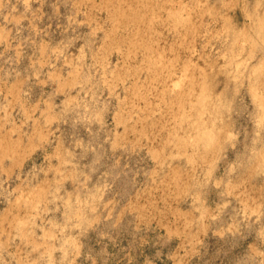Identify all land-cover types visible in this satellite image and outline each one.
I'll use <instances>...</instances> for the list:
<instances>
[{
    "label": "rangeland",
    "instance_id": "rangeland-1",
    "mask_svg": "<svg viewBox=\"0 0 264 264\" xmlns=\"http://www.w3.org/2000/svg\"><path fill=\"white\" fill-rule=\"evenodd\" d=\"M165 1L0 0V264H264V0Z\"/></svg>",
    "mask_w": 264,
    "mask_h": 264
},
{
    "label": "bare ground",
    "instance_id": "bare-ground-1",
    "mask_svg": "<svg viewBox=\"0 0 264 264\" xmlns=\"http://www.w3.org/2000/svg\"><path fill=\"white\" fill-rule=\"evenodd\" d=\"M83 1H84V0H83ZM94 1H95V0H94ZM114 1H116L117 3H120L119 1H123V0H114ZM124 1H125V0H124ZM141 1H142V0H141ZM145 1H146V0H145ZM147 1H148V0H147ZM150 1H154V0H150ZM164 1H165V0H164ZM166 1H167V0H166ZM166 1H165V2H166ZM198 1H199V0H198ZM106 2H107V1H106ZM161 2H163V1H160V3H161ZM167 2H168V1H167ZM109 3H110V2H109ZM124 3H125V2H124ZM129 3H130V2H129ZM138 3H139V2H138ZM140 3H141V2H140ZM146 3H147V2H146ZM163 3H164V2H163ZM182 3H183V2H182ZM194 3H195V2H194ZM202 3H203V2H202ZM104 4H106V3H104ZM113 4H114V3H113ZM127 4H128V3H127ZM130 4H131V3H130ZM141 4H142V3H141ZM149 4H150V3H149ZM188 4H189V3H188ZM198 4H199V3H198ZM121 5H122V4H121ZM143 5H144V4H143ZM183 5H184V4H183ZM189 5H190V4H189ZM110 6H111V7H109V8H111V10H112V5H110ZM129 6L131 7V5H129ZM129 6H128V8H125V9H124L123 7H121V9L123 8V9H122V16H130V17H131L132 19H134V20H136L137 18H139V20H138V22H139V21H140V18H141V19H142V17L145 18V16H142V15H145V14L148 13V12L144 13L145 11L143 10V11H144V12H143L144 14H142L141 16H140L141 13L139 14V13H136V12H135L134 14H132V11H133V10H132L131 8H129ZM147 6H148V5L146 4V7H147ZM161 6H162V5H161ZM177 6H178V5H177ZM191 6H192V4H191ZM198 6H199V5H198ZM113 7H114V6H113ZM115 7H116V6H115ZM118 7H119V5H118ZM136 7H137V6H136ZM143 7H144V6H143ZM151 7H152V6H151ZM156 7H157V6H156ZM180 7H181V5H180ZM109 8H108V9H109ZM137 8H139V7H137ZM160 8H161V7H160V5H159V9H160ZM101 9H102V8H101ZM127 10H130V11L127 12ZM151 10H152V8H151ZM175 10H177V9H175ZM138 11H139V10H138ZM147 11H148V10H147ZM154 11H155V10H154ZM154 11H153V12H154ZM165 11L167 12L168 10H165ZM117 12H118V11H117ZM163 12H164V11H163ZM172 12H173V11H172ZM172 12H170V14H171ZM177 12L179 13V11H176V13H177ZM115 13H116V12H115ZM168 13H169V12H168ZM168 13H167V14H168ZM173 13H175V12H173ZM173 13H172V14H173ZM176 13H175V14H176ZM186 13H187V12H186ZM195 13H196V12H195ZM110 14H111V13H110ZM119 14H120V13H119ZM167 14H166V15H167ZM170 14H169V15H170ZM175 14H173V15H175ZM180 14H181V13H180ZM201 14H202V12H201ZM113 15H115V14H113ZM116 15H117V14H116ZM149 15H150V14H149ZM156 15H157V14H156ZM176 15H177V14H176ZM183 15H184V14H183ZM122 16H120V18H121ZM152 16H153V15H152ZM158 16H159V14H158ZM158 16H156V17H158ZM164 16H165V15H164ZM170 16H171V15H170ZM170 16H169V18H170ZM195 16H196V15H195ZM259 16H260V15H259ZM114 17H115V16H114ZM156 17L153 18V20H154V19L156 20V19H157ZM171 17H172V16H171ZM187 17H188V16H187ZM148 18H149V17H148ZM148 18H147V19H148ZM176 18H180V17L177 16ZM147 19H146V20H147ZM151 19H152V18H151ZM182 19H185V18H182ZM119 20H120V19H119ZM119 20H118V21H119ZM144 20H145V19H144ZM161 20H162V19H161ZM187 20H188V18H187ZM189 20H190V19H189ZM189 20H188V21H189ZM111 21H112V20H111ZM113 21H114V20H113ZM131 21H132V20H131ZM149 21H150V19H149ZM167 21H168V20H167ZM184 21H185L184 23H187L186 20H184ZM123 22H124V21H123ZM138 22H137V23H138ZM147 22H148V21H147ZM151 22H152V21H151ZM158 22H159V21H158ZM173 22H174V21H173ZM175 22H176V20H175ZM180 22H183V21H180ZM191 22H192V21H191ZM193 22H194V21H193ZM141 23H142V21H141ZM143 23H144V22H143ZM148 23H149V22H148ZM155 23H156V22H155ZM198 23H199V21H198ZM146 24H147V23H146ZM153 24H154V23H153ZM153 24L151 23V25H153ZM174 24H175V23H173V25H174ZM178 24H179V23H178ZM178 24H177V25H178ZM259 24H260V26L263 27V25H261V24H264V15H263L262 17H259ZM151 25H149L148 27H150ZM173 25H172V26H173ZM179 25H180V24H179ZM193 25H194V23H193ZM181 26H184V25H181ZM187 26H188V25H187ZM187 26H186V27H187ZM190 26H192V25H190ZM195 26H196V25H195ZM137 27H138V26H137ZM188 27H189V26H188ZM192 27H193V26H192ZM231 27H232V26H231ZM138 28H139V27H138ZM150 28H152V27H150ZM174 28H176V26H175ZM200 28H201V26H200ZM128 29H129V28H128ZM155 29H156V28H155ZM155 29H154V32H156ZM228 29H229V28H228ZM1 30H2V29H1ZM137 30H138V29H137ZM139 30H140V29H139ZM148 30H149V28H148ZM152 30H153V28H152ZM157 30H158V29H157ZM189 30H190V29H189ZM197 30H198V29H197ZM222 30H223V29H222ZM225 30H226V29H225ZM230 30L232 31V30H233V27H232V29H230ZM230 30H229V31H230ZM235 30H236V29H235ZM235 30H233V32H234ZM130 31H131V29H130ZM169 31H170V30H169ZM179 31H180V30H179ZM128 32H129V31H128ZM137 32H138V31H137ZM137 32H136V33H137ZM140 32H141V31H140ZM142 32H143V31H142ZM157 32L159 33L160 31H157ZM157 32H156V33H157ZM194 32H195V31H194ZM240 32H241V31H240ZM136 33H135V34H136ZM144 33H146V32H144ZM158 33H157V34H158ZM192 33H193V32H192ZM237 33H238V32H237ZM245 33H246V32H245ZM150 34H151V33H150ZM183 34H184V33H183ZM193 34H194V33H193ZM195 34H196V33H195ZM233 34L235 35L236 32H234ZM242 34H243V33H242ZM261 34H262V33H261ZM151 35H153V34H151ZM159 35H160V34H159ZM185 35H186V32H185ZM142 36H143V35H142ZM148 36H149V35H148ZM186 36H188V35H186ZM186 36H185V37H186ZM190 36H192V35H190ZM236 36H237V34L235 35V37H236ZM238 36H239V35H238ZM238 36H237V38H238ZM257 36H258V35H257ZM157 38H158V37H157ZM122 39H123V38H122ZM135 39H136V38H135ZM137 39H138V38H137ZM144 39H145V38H144ZM150 39H151V38H150ZM150 39H149V40H150ZM179 40H180V39H179ZM236 40H237V39H236ZM236 40L234 41L235 44H236ZM122 41H123V40H122ZM132 41H133V40H132ZM137 41H138V40H137ZM147 41H148V40H147ZM150 41H151V40H150ZM130 42H131V41H130ZM141 42H142V41H141ZM143 42H144V41H143ZM131 43H132V42H131ZM135 43H136V42H135ZM135 43L133 44V47H134ZM138 43H139V42H138ZM129 44H130V43H129ZM126 45H127V44H126ZM131 45H132V44H131ZM137 45H138V44H137ZM149 45H150V44H149ZM181 45H182V44H181ZM241 45H242V44H241ZM243 45H244V44H243ZM243 45H242V46H243ZM139 46L141 47V44H139ZM233 46H234V45H233ZM242 46H240V49H244V48H242ZM162 47H163V46H162ZM234 47H235V46H234ZM238 47H239V46H238ZM244 47H245V46H244ZM131 48H132V47H131ZM137 48H139V47H137ZM137 48H136V49H137ZM147 48H148V47H147ZM153 48H154V47H153ZM120 49H121V48H120ZM133 49L135 50V48H133ZM154 49H155V48H154ZM188 49H189V48H188ZM237 49H238V48H237ZM237 49H236V50H237ZM240 49H239V51H240ZM127 50H128V49H127ZM134 50H133V51H134ZM148 50H150V49H148ZM155 50H156V49H155ZM129 51H130V50H129ZM131 51H132V50H131ZM151 51H152V50H151ZM237 51H238V50H237ZM173 52H174V51H173ZM173 52H172V53H173ZM235 52H236V51H235ZM131 53H132V52H131ZM143 53H144V50H143ZM146 53H147V52H146ZM129 54H130V52H129ZM136 54H137V53H136ZM235 54H236V53H235ZM151 55H152V54H151ZM177 55H178V54H177ZM142 56H143V54H142ZM146 57H147V56H146ZM148 57H149V56H148ZM152 58H153V57H152ZM165 58H166V57H165ZM174 58H175V57H174ZM175 60H176V59H175ZM187 60H188V59H187ZM167 61L169 62V60H167ZM163 62H164V61H163ZM168 62H167V63H168ZM182 62H183V61H182ZM186 62H187V61H186ZM189 62H190V61H189ZM189 62H188V63H189ZM236 62H237V61H236ZM146 63H147V62H146ZM146 63H145V64H146ZM150 63H151V62H150ZM183 63H184V62H183ZM190 63H191V62H190ZM234 63H235V62H234ZM158 64H159V63H158ZM174 64H175V63H174ZM174 64H173V65H174ZM223 64H224V63H223ZM235 64H236V68L239 67V66H242L240 63H239V64H240L239 66H237L238 63H235ZM154 65H155V64H154ZM165 65H166V64H165ZM181 65H182V64H181ZM185 65H187V64H185ZM260 65L262 66V64H260ZM159 66H160V65H159ZM162 66H163V63H162V65L160 66V69H161ZM169 66L171 67L172 65H169ZM196 66H197V65H196ZM200 66H201V65H199V67H200ZM220 66H221V65H220ZM147 67H148V66H147ZM170 67H168L167 69H169ZM185 67H186V66H185ZM197 67H198V66H197ZM199 67H198V68H199ZM213 67H214V66H213ZM218 67H219V66H218ZM222 67H223V65H222ZM233 67H234V66H233ZM163 68H166V67L164 66ZM163 68H162V69H163ZM186 68H187V67H186ZM231 68H232V67H231ZM234 68H235V67H234ZM239 68H240V67H239ZM259 68H260V67H258V69H259ZM154 69H155V68H154ZM154 69H153V70H154ZM162 69H161V70H162ZM194 69H195V68H194ZM194 69H193V70H194ZM199 69L201 70V67H200ZM224 69H225V68H224ZM237 69H238V68H237ZM253 69H256V68L254 67ZM260 69H261V68H260ZM158 70H159V69H158ZM189 70H190V69H189ZM197 70H198V69H197ZM197 70H196V71H197ZM202 70H204V68H203ZM202 70H201V71H202ZM230 70H231V69H230ZM254 71H255V70H254ZM166 72H167V71H165V73H166ZM207 72H208V71H207ZM226 72H227V71H226ZM233 72H234V71H233ZM167 73H168V72H167ZM202 73H203V72H202ZM228 73H229V72H228ZM228 73H227L226 75H228ZM230 73H232V72L230 71ZM238 73H239V72H238ZM233 74H234V73H233ZM54 75H55V74H54ZM193 75H194V74H193ZM193 75L190 76V77H191V78H190V79H191V82H192V79H193V78H192ZM202 75H203V74H202ZM204 75H206V73H205ZM215 75H216V74H215ZM183 76H184V75H183ZM186 76H187V75H186ZM234 76H237V75H234ZM54 77H55V76H54ZM199 77H202V76H199ZM238 77H239V76H238ZM238 77H236V78H238ZM236 78H235V79H236ZM150 79H151V78H150ZM150 79H149V80H150ZM205 79H206V77L204 78V80H205ZM239 79H240V78H239ZM204 80H203V79L201 80V78H200V81H201L202 84H203ZM209 80H210V79H209ZM152 81H153V80H152ZM202 81H203V82H202ZM170 82H172V81H170ZM188 82L190 83V80H189ZM192 83H193V82H192ZM201 83H200V84H201ZM61 85H62V84H61ZM61 85H60V86H61ZM150 85H151V84H150ZM173 85H174V84H173ZM176 85H177V84H176ZM181 85H182V84H181ZM187 85H188V84H187ZM252 85H253V84H252ZM203 86H205V85H203ZM152 87H153V86H152ZM182 87H183V86H182ZM193 87H194V86H193ZM205 87H206V86H205ZM173 88H174V87H173ZM204 89H205V88L203 87V90H201V91L204 92V91H205ZM206 89H207V88H206ZM253 89H254V88H253ZM253 89H252V90H253ZM13 90H14V89H13ZM188 90H189V89H188ZM195 90H196V89H195ZM250 90H251V89H250ZM185 91H186V90H185ZM193 91H194V90H193ZM201 91H199V93H200ZM209 91H210V90H209ZM186 92H187V91H186ZM210 92H211V91H210ZM187 93H188V92H187ZM254 93H255V92H254ZM254 93H253V95H254ZM257 93H258V92H256L255 94H257ZM181 94H183V93H181ZM184 94H185V92H184ZM188 94H189V93H188ZM188 94H187V95H188ZM192 94H193V93H192ZM203 94H205V93H203ZM209 94H210V93H209ZM189 95H191V93H190ZM189 95H188V96H189ZM199 95H200V94H199ZM201 95H202V94H201ZM205 95H206V94H205ZM215 95H217V94H215ZM215 95H214V96H215ZM258 95H259V94H258ZM258 95H256L257 98H255V99H259V98H258ZM138 96H139V95H138ZM171 96H172V95H171ZM184 96H185V95H184ZM206 96L209 98L208 95H206ZM210 96H211V95H210ZM225 96H226V95H225ZM176 97H177V96H176ZM259 97H260V98H263L262 95H261V96L259 95ZM198 98H200V97H198ZM201 98H203V97H201ZM214 98H215V97H214ZM218 98H219V97H218ZM226 98H227V97H226ZM171 99H172V98H171ZM183 99H184V97H183ZM183 99H182V101H183ZM203 99H205V98H203ZM203 99H201V101H202ZM219 99H220V98H219ZM222 99H223V97H222ZM259 100H260V99H259ZM169 101H170V100H169ZM204 101H206V100H204ZM217 101H218V100H217ZM175 102H176V101H175ZM188 102H189V101H188ZM207 102H208V101H207ZM212 102H213V101H212ZM214 102H215V101H214ZM224 102H225V100H224ZM260 102H261V101H260ZM263 102H264V101H263ZM176 103H177V105H178L179 102H176ZM191 103H192V102H191ZM199 103H200V101H199ZM203 103H204V102H203ZM257 103H258V102H257ZM168 104H169V103H168ZM171 104H173V103H171ZM188 104H189V103H188ZM194 104H195V103H193L192 105H194ZM197 104H198V103H197ZM206 104H207V103H206ZM218 104H219V103H218ZM218 104H217V105H218ZM220 104H221V103H220ZM259 104H261V103H259ZM149 105H150V104H149ZM177 105H176V106H177ZM189 105H191V104H189ZM200 105H201V104H200ZM221 105H223V104H221ZM180 106H184V105L181 104ZM194 106H196V105H194ZM194 106H193V107H194ZM204 106H205V105H204ZM209 106H210V105H209ZM223 106H224V105H223ZM261 106H262V105H261ZM177 107H179V106H177ZM200 107H201V106H200ZM202 107H203V105H202ZM202 107H201V108H202ZM213 107H214V106H213ZM224 107H225V106H224ZM231 107H232V106H231ZM181 108H182V107H181ZM183 108H184V107H183ZM188 108H189V107H188ZM222 108H223V107H222ZM262 108H263V107H262ZM131 109H132V108H131ZM190 109H191V108H190ZM190 109H189V110H190ZM193 109H194V108H193ZM210 109H212V108H210ZM216 109H218V108H216ZM232 109H233V108H232ZM176 110H177V109H176ZM207 110H208V109H206V111H207ZM181 111L184 112V110H182V109H181ZM209 111H210V110H209ZM209 111H208V112H209ZM216 111H217V110H216ZM172 112H174V111H171L170 113H172ZM183 112H181V113H183ZM195 112H197L196 114H198V112H200V111H196V110H195ZM208 112H207V113H208ZM211 112H212V111H211ZM211 112H210V113H211ZM185 113H186V114H189V113H187V112H185ZM210 113L208 114L209 116H210ZM212 113H214V111H213ZM212 113H211V114H212ZM263 113H264V112H263ZM174 114H175V113H174ZM199 114H200V113H199ZM202 114H203V111H202L201 115H199L198 117H200V116L202 117ZM215 114H217V113L215 112ZM261 114H262V113H261ZM180 115H181V114H179V116H180ZM183 115H184V113L182 114V116H183ZM189 115H190V114H189ZM191 115H192V113H191ZM204 115H206V113H205ZM218 115H219V114H218ZM262 115H263V114H262ZM172 116H173V115H172ZM172 116H171V117H172ZM184 116L187 118L186 115H184ZM184 116H183V117H184ZM212 116H213V114H212ZM214 116L217 117V115H214ZM173 117H174V116H173ZM180 117H181V116H180ZM183 117H182V119H183ZM185 117H184V118H185ZM198 117H197V118H198ZM221 117H222V116H221ZM221 117H220V118H221ZM260 117H261V116H260ZM262 117H263V116H262ZM209 118H210V117H209ZM179 119H180V118H179ZM188 119H189V116H188ZM190 119H191V117H190ZM190 119H189V120H190ZM201 119H202V118H201ZM203 119H204V118H203ZM211 119H212V118H211ZM214 119H215V118H214ZM214 119H212V121H211V123H212L211 126L214 124V123H213V122L215 121ZM262 119H264V118H262ZM180 121L183 122V120H180ZM180 121H179V122H180ZM184 121H185V123L187 122L185 119H184ZM191 121H192V120H191ZM196 121H198V120H196ZM216 121H217V120H216ZM216 121H215V124H216ZM139 122H140V121H139ZM167 122H168V121H167ZM182 122H180V123H182ZM198 122H199V121H198ZM145 123H146V122H145ZM165 123H166V121H165ZM168 123H169V122H168ZM173 123H174V122H173ZM173 123H172V124H173ZM175 123H176V121H175ZM175 123H174V124H175ZM195 123H196V122H195ZM156 124H157V123H156ZM197 124H198V123H197ZM199 124H200V123H199ZM204 124H205V123H204ZM204 124H203V125H204ZM206 124H207V122H206ZM145 125H146V124H145ZM151 125H152V124H151ZM186 125L188 126V124H186ZM194 125H196V124H194ZM201 125H202V124H201ZM217 125H218V124H217ZM223 125H224V124H223ZM225 125H226V124H225ZM152 126H153V125H152ZM171 126H172V125H171ZM196 126H197V125H196ZM196 126H195V129H196ZM204 126H205V125H204ZM219 126H222V125H219ZM175 127H176V126H175ZM181 128H182V127H181ZM197 128H199V127H197ZM208 128L210 129V127H208ZM226 128H227V127H226ZM173 129H174V127H173ZM175 129H176V128H175ZM175 129H174V130H175ZM183 129H184V128H183ZM183 129H182V131L185 130V129H184V130H183ZM189 129H190V128H189ZM193 129H194V127H193L191 130H193ZM201 129H202V126H201ZM213 129L215 130L214 127H213ZM204 130H206V129H204ZM210 130H212V129H210ZM222 130H223V128H221V132H222ZM175 131H176V130H175ZM175 131H173V132H175ZM196 131H197V130H196ZM199 131H200V129H199ZM199 131H198V132H199ZM202 131H203V130H202ZM216 131H217V130H216ZM219 131H220V129H219ZM223 131H224V130H223ZM178 132H179V131H178ZM185 132H187V130H186ZM206 132H207V131H206ZM208 132H209V131H208ZM208 132H207V133H208ZM175 133H177V132H175ZM204 133H205V132H204ZM207 133H205V134H207ZM210 133H211V132H209V134H207V135H208V136H211V135L213 134V133H211V135H210ZM216 133H217V132H216ZM219 133H220V132H219ZM222 133H223V132H222ZM184 134H185V133H184ZM188 134H189V130H188ZM193 134H194V133H193ZM193 134H192V135H193ZM196 134H197V133H196ZM205 134H203V135H205ZM176 135H178V134H176ZM179 135H180V134H179ZM179 135H178V137L180 138ZM194 135H195V134H194ZM207 135H206V136H207ZM214 135H215V133H214ZM220 135H222V134H220ZM182 136H183V135H182ZM188 136H189V135H188ZM188 136H187V137H188ZM198 136H199V135H197L196 137H198ZM216 136H217V134H216ZM178 137H175V138H178ZM196 137H195V138H196ZM201 137H202V138H201ZM201 137H199V138L201 139V141H203V140H202L203 138H204V140H207V139H206L205 137H203L202 135H201ZM214 137H215V136H213V139H214ZM217 137H219V135H218ZM173 138H174V137H173ZM199 138H198V139H199ZM211 138H212V137H211ZM211 138H210V139H211ZM215 138H216V137H215ZM220 138H221V137H220ZM181 139H182V137H181ZM184 139H186V136H184ZM184 139H183L182 141H184ZM196 139H197V138H196ZM200 139H199V142H200ZM208 139H209V138H208ZM218 139H219V138H218ZM218 139H217V140H218ZM178 140H179V139H178ZM178 140L176 139L177 142H178ZM187 140L189 141L190 138H187L186 141H187ZM192 140H194V139H192ZM192 140H191V141H192ZM179 141H181V140H179ZM214 141H215V139H214ZM196 142L198 143L197 140H196ZM204 142H205V141H204ZM204 142H203V143H204ZM208 142H209V143H210V142L212 143V140H211V141H208ZM217 142H218V141H217ZM217 142H216V143H217ZM180 143H181V142H180ZM191 143H192V142H191ZM203 143H202V144H203ZM209 143H208V144H209ZM218 143H219V147L221 148V146H220V142H218ZM218 143H217V144H218ZM15 144H17V143H14V145H15ZM182 144H183V143H182ZM194 144H196V143H194ZM198 144H199V143H198ZM208 144H207V145H208ZM212 144H213V143H212ZM221 144H222V143H221ZM17 145H18V144H17ZM183 145H184V147H185V144H183ZM187 145H188V143H187ZM187 145H186V146H187ZM191 145H192V144H191ZM203 145H204V144H203ZM203 145H202V146H203ZM205 145H206V144H205ZM207 145H206V146H207ZM210 145H211V144H209V146H210ZM223 145H224V144H223ZM223 145H222V146H223ZM255 145H256V144H255ZM198 146H199V145H198ZM263 146H264V145H263ZM0 147H1L2 150H3L4 148H5V149L7 148V150H8L9 148H11V144H9V142H7L6 138H5L4 136H1V135H0ZM184 147H182V148H184ZM192 147H193V145H192ZM194 147H195V146H194ZM194 147H193V148H194ZM213 147H214V146H213ZM213 147H212V148H213ZM16 148H17V147H16ZM19 148H20V146H19ZM21 148H22V147H21ZM26 148H27V147H26ZM186 148H187V147H185V150H184L183 153L186 152ZM193 148H192V149H193ZM196 148H199V147H196ZM212 148H211V149H212ZM258 148H259V147H258ZM11 149H12V148H11ZM11 149H10V150H11ZM14 149H15V148H14ZM202 149H203V147H202ZM208 149H209V148H207V150H208ZM207 150H206V151H207ZM3 151H4V150H3ZM192 151H195V150H192ZM192 151H191V152H192ZM196 151H197V150H196ZM203 151H205V150H203ZM208 151H209V150H208ZM220 151H221V150H220ZM220 151H219V152H220ZM260 151L263 152V150H260ZM6 152H7V151H6ZM20 152H21V151H20ZM217 152H218V151H217ZM217 152H216V153H217ZM257 152H259V150H258ZM0 153H2V152H0ZM202 153H203V152H202ZM204 153H207V152H204ZM210 153H212V152H210ZM259 153H260V152H259ZM23 154L25 155V153H23ZM260 154H261V153H260ZM188 155H190V154H188ZM197 155H198V154H197ZM190 156H191V155H190ZM199 156H200V155H199ZM206 156H207V155H206ZM262 156H263V155H262ZM262 156H261V157H262ZM1 157H2V156H0V159H1ZM24 157H25V156H24ZM187 157H188V156H187ZM204 157H205V156H204ZM204 157L202 156V158H204ZM209 157H210V156H208V158H209ZM249 157H250V158H249L250 160H254V159H256V158L251 159V158H252V155H251V154L249 155ZM254 157H255V156H254ZM189 158H190V157H189ZM208 158H207V159H208ZM263 158H264V157H263ZM15 159H16V158H15ZM194 159H195V158H194ZM216 159H217V158H216ZM216 159H215V160H216ZM191 160H193V156L191 157L190 161H191ZM212 160H213V158H212ZM261 160H262V159H261ZM201 161H202V160H201ZM210 161H211V159H210ZM1 162H2V161H1ZM191 162H192V161H191ZM195 162H196V161H195ZM205 162H207V161H205ZM251 162H252V161H251ZM255 162H256V160H255ZM258 162H259V161H258ZM214 163H216V162H214ZM214 163H212V165H214ZM245 163H246V162H245ZM247 163H248V161H247ZM252 163H253V162H252ZM252 163H251V164H252ZM192 164H193V162H192ZM203 164H204V163H203ZM258 164H261V163H258ZM248 165H250V164L248 163ZM195 166H196V165H195ZM195 166H194V167H195ZM198 166H199V165H198ZM208 166H209V165H208ZM210 166H211V165H210ZM246 166H247V164H246ZM246 166H245V167H246ZM259 166H262V165H259ZM259 166H257V167L259 168ZM250 167H251V165H250ZM250 167H249V168H250ZM263 167H264V166H263ZM212 169H213V168H212ZM246 169H247V167H246ZM250 169H251V168H250ZM252 169H255V170H256V168H252ZM252 169H251V170H252ZM247 170H248V169H247ZM207 171H211V170L208 169ZM238 171H239V170H238ZM259 171H261V170H259ZM194 172H195V171H194ZM205 172H206V171H205ZM261 172L263 173V171H261ZM211 173H212V171H211ZM243 173H244V172H243ZM247 173H249V172H247ZM170 174H172V173H170ZM244 174H245V173H244ZM250 174H252V173H250ZM253 174H254V173H253ZM174 175H176V174H174ZM248 175H249V174H248ZM189 176H190V175H189ZM240 176H241V175H240ZM254 176H255V175H254ZM172 177H173V176H172ZM177 177H178V176H177ZM181 177H182V176H181ZM185 177H186V176H185ZM241 177H242V176H241ZM170 178H171V177H170ZM175 178H176V177H175ZM250 179H251V178H250ZM179 180H180V179H179ZM189 180H190V179H189ZM255 180H257V179H255ZM168 181H169V180H168ZM168 181H166V182H168ZM176 181H177V179H176ZM176 181H175V182H176ZM180 181H181V180H180ZM183 181H184V179H183ZM243 181H244V179H243ZM177 182H178V181H177ZM183 183H184V182H183ZM240 183H241V182H240ZM249 183H250V181H249ZM175 184H176V183H175ZM168 185H169V184H166V186H168ZM179 185H180V184H177V185H176V186H177L176 188H178ZM187 186H188V185H187ZM257 186H258V185H257ZM182 187H183V186H182ZM168 188H169V187H168ZM232 188H234V187H232ZM245 188H246V187H245ZM230 189H231V188H230ZM232 190H233V189H232ZM178 191H179V190H178ZM171 192H172V191H171ZM231 192H232V191H231ZM245 192H246V191H245ZM238 193H240V192H238ZM241 193L243 194V192H241ZM167 194H168V193H167ZM236 194H237V193H236ZM177 196H178V195H177ZM248 196H249V195H247V197H248ZM260 196H261V195H260ZM241 197H242V195H241ZM241 197H240V198H241ZM245 199H247V198L244 197L243 200H245ZM175 200H176V199H175ZM247 200H248V199H247ZM262 200H263V199H262ZM162 201H163V200H162ZM245 201H246V200H245ZM31 202H32V200H31ZM29 203H30V202H29ZM70 204H71V203H70ZM253 204H255V203L253 202ZM30 205H31V204H30ZM163 205H164V204H163ZM32 206H33V204H32ZM256 206H257V205H256ZM253 207H254V206H253ZM165 208H167V207H165ZM146 209H147V208H146ZM250 209H251V208H250ZM259 209H260V207H259ZM82 210H84V209H82ZM178 210H179V209H178ZM162 211H163V210H162ZM77 212H78V211H77ZM179 212H180V211H179ZM189 212H190V211H189ZM256 212H257V211H256ZM90 213H91V212H90ZM95 213H96V212H95ZM179 214H180V213H179ZM75 215H76V214H75ZM185 215H186V214H185ZM79 216H80V215H79ZM163 216H164V215H163ZM177 216H178V215H177ZM191 216H192V215H191ZM84 217H85V216H84ZM179 217H180V216H179ZM94 219H96V218H94ZM8 220H9V218H8ZM74 220H75V219H74ZM79 220H80V219H79ZM182 220H183V219H182ZM189 220H190V219H189ZM82 221H83V220H82ZM90 221H91V220H90ZM92 221H93V219H92ZM173 222H174V221H173ZM81 224H82V223H81ZM85 224H86V222H85ZM185 224H188V223H185ZM6 225H7V224H6ZM0 226H2V225H0ZM163 226H164V225H163ZM168 227H169V226H168ZM174 227H175V226H174ZM176 230H177V229H176ZM176 230H175V231H176ZM178 232H179V231H178ZM192 235H193V234H192ZM189 237H190V234H189ZM178 238H179V237H178ZM184 238H185V237H184ZM187 239H188V238H187ZM189 240H191V239H189ZM189 240H188V241H189ZM181 241H182V240H181Z\"/></svg>",
    "mask_w": 264,
    "mask_h": 264
}]
</instances>
